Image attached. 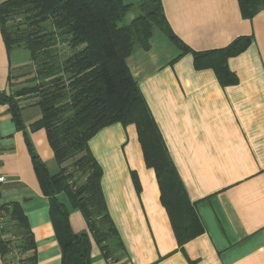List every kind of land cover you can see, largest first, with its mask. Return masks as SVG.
Instances as JSON below:
<instances>
[{
	"label": "crops",
	"instance_id": "obj_1",
	"mask_svg": "<svg viewBox=\"0 0 264 264\" xmlns=\"http://www.w3.org/2000/svg\"><path fill=\"white\" fill-rule=\"evenodd\" d=\"M161 4L171 30L190 50L182 53L157 32L149 39V48H137L126 65L161 134L200 232L179 245L136 127L120 122L99 129L88 145L101 168V191L122 249L115 258H106L80 210L70 207L61 194L71 230L88 233L90 264H264V10L247 19L237 0ZM237 37L250 40L244 50L225 60L221 78L212 66L197 67L193 51L224 48ZM29 64L30 59L12 60L0 29V91H15L17 75ZM21 115L25 128L18 129L8 106L0 104V173L5 176L0 206L16 205L25 216L36 264H62L49 201L25 139L50 174L59 166H52L54 155L45 130L29 129L40 117L39 108L28 105ZM3 219L8 227V218ZM24 256L12 252L6 260L17 264ZM6 260L0 251V264Z\"/></svg>",
	"mask_w": 264,
	"mask_h": 264
},
{
	"label": "trees",
	"instance_id": "obj_2",
	"mask_svg": "<svg viewBox=\"0 0 264 264\" xmlns=\"http://www.w3.org/2000/svg\"><path fill=\"white\" fill-rule=\"evenodd\" d=\"M237 2L243 18L251 19L264 10V0ZM136 6L141 13L120 26ZM0 29L7 53L14 48L27 49L34 68L29 85L8 93L0 91V104L8 106L18 129L25 128L23 108L35 105L40 110V117L29 129L45 130L59 172L50 174L28 138L25 140L40 188L49 201L61 263L90 264L89 235L71 230L69 209L59 198L61 194L70 207L80 210L106 258H115L122 249L101 191V168L88 145L99 129L115 122L135 125L145 162L154 168L161 201L179 245L196 236L200 232L196 215L126 65V58L137 48H149L155 31L164 34L182 53L190 50L171 30L161 0L136 4L123 0H4L0 4ZM249 40L237 37L224 48L193 51L197 67L212 66L221 78L225 60L244 50ZM31 98L32 103H26ZM0 210L9 223L0 229L3 259L19 252L26 256L17 264H36L25 216L16 205L0 206Z\"/></svg>",
	"mask_w": 264,
	"mask_h": 264
},
{
	"label": "rangeland",
	"instance_id": "obj_3",
	"mask_svg": "<svg viewBox=\"0 0 264 264\" xmlns=\"http://www.w3.org/2000/svg\"><path fill=\"white\" fill-rule=\"evenodd\" d=\"M141 13L139 7H134L132 8L124 17V19L119 23L120 26L122 25H126L130 22V19L132 16H136L137 14ZM9 24H12L13 23V20L9 21L8 22ZM158 31H155L154 33H157ZM64 46V45H63ZM11 57H12V60H15V58H17L18 60L20 61H24V62H28V60L30 59V53L27 49H24V48H14L12 51H11ZM33 71H34V68L32 66H23L22 68V72L19 73L17 75V78L15 79V87L14 89L15 90H19L21 88H23L24 86L26 85H29L30 82H28V80L30 79V77L32 76L33 74ZM33 99H28V101H26V103H32ZM53 161L55 162L54 164H52L53 167H57L58 169V164L56 163L55 159H53ZM59 172V169L57 171V173ZM13 242L19 244V240L16 239L15 241L13 240L14 238L12 237L11 238Z\"/></svg>",
	"mask_w": 264,
	"mask_h": 264
},
{
	"label": "built area",
	"instance_id": "obj_4",
	"mask_svg": "<svg viewBox=\"0 0 264 264\" xmlns=\"http://www.w3.org/2000/svg\"><path fill=\"white\" fill-rule=\"evenodd\" d=\"M5 181V176L3 174L0 173V183H3ZM6 226H4V219L2 216V213L0 214V229L4 228Z\"/></svg>",
	"mask_w": 264,
	"mask_h": 264
}]
</instances>
